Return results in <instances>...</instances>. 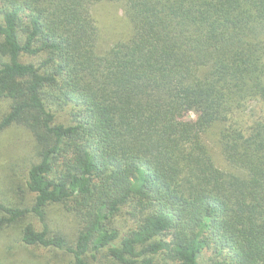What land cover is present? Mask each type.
Returning <instances> with one entry per match:
<instances>
[{
	"label": "trees",
	"instance_id": "trees-1",
	"mask_svg": "<svg viewBox=\"0 0 264 264\" xmlns=\"http://www.w3.org/2000/svg\"><path fill=\"white\" fill-rule=\"evenodd\" d=\"M98 4L127 28L105 47ZM0 100V133L34 145L30 207L0 203V230L38 220L24 245L69 264H264V0H0Z\"/></svg>",
	"mask_w": 264,
	"mask_h": 264
},
{
	"label": "rangeland",
	"instance_id": "rangeland-1",
	"mask_svg": "<svg viewBox=\"0 0 264 264\" xmlns=\"http://www.w3.org/2000/svg\"><path fill=\"white\" fill-rule=\"evenodd\" d=\"M92 14L99 29L101 46L125 36L127 28L121 7L98 4L93 6ZM7 107L8 102L0 100V118ZM33 146L31 134L20 126L14 125L0 133V203L10 207H30L32 196L25 188V181ZM47 223L51 230L66 237L72 238L75 234L76 221L62 206L47 208ZM26 224L41 229L38 220L28 215L17 225L0 230V264H69L70 257L63 252L24 245L20 231Z\"/></svg>",
	"mask_w": 264,
	"mask_h": 264
}]
</instances>
